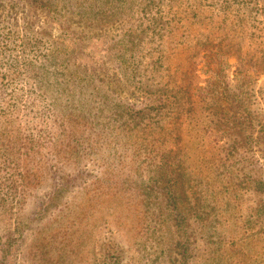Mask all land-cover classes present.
<instances>
[{
    "label": "rangeland",
    "instance_id": "obj_1",
    "mask_svg": "<svg viewBox=\"0 0 264 264\" xmlns=\"http://www.w3.org/2000/svg\"><path fill=\"white\" fill-rule=\"evenodd\" d=\"M170 1L0 0V89L14 113L10 125L0 118V199L7 191L2 184L8 171L3 167L7 162L18 164L16 156L8 159L11 142L14 152H24L33 138L47 136L48 128L56 138L55 144L41 141L43 169L38 166V175L43 178L27 188L23 206L16 209L12 196L7 197V210L0 205V264H215L214 256L204 253L206 237L186 230L183 220L171 215L162 177L155 183L159 176L155 165L136 161L140 152L125 149L129 141L123 135L112 138L122 125L111 131L114 113L145 117L156 91H176L177 77L170 79L174 71L170 74L167 69L165 55L174 12L164 5ZM181 1L185 4L181 10L190 11L193 0ZM229 5L233 14L237 10L252 15V64L246 63L241 73L237 57L211 58L219 50L214 47L227 48L235 42L229 28L213 31L218 43L209 41L200 49L213 52L208 56L202 51L193 60L200 80L187 85L195 96L186 109L195 108L197 117H185L180 133L172 127L164 150L178 167L185 163L181 173L186 189L197 192L179 202L232 203L221 220L225 226L219 238H210L221 243L218 264H264V0H204L202 7L211 16ZM150 10L163 16L160 27H146L153 22V13H145ZM198 29L202 45L206 29ZM41 33L45 35L39 37ZM159 56L164 65L156 63ZM222 60L227 64L225 84L216 89L207 81L216 79ZM196 83L210 87L208 102L198 99ZM72 102L76 114L86 117L77 124L72 154H66L63 143L69 136L63 133L68 134L74 123L58 130L50 115L55 105L63 108ZM212 111L228 112L230 118L217 132L209 130ZM242 112L251 117L243 126L238 119ZM155 121L166 125L162 118ZM131 143L136 148L146 144L139 136ZM111 162L120 168L116 191L101 166ZM134 162L140 163L137 169H132ZM223 181L233 182L230 186L237 191L215 197ZM70 205L76 213L67 219L62 210ZM138 205L148 213L129 216Z\"/></svg>",
    "mask_w": 264,
    "mask_h": 264
},
{
    "label": "trees",
    "instance_id": "obj_2",
    "mask_svg": "<svg viewBox=\"0 0 264 264\" xmlns=\"http://www.w3.org/2000/svg\"><path fill=\"white\" fill-rule=\"evenodd\" d=\"M203 3L204 0H193V7L190 8L191 12L188 9L181 10L183 6H185L184 2H182L181 0H171L168 4L164 5L165 7L169 5V10H173L174 12L171 24L172 31L169 38L170 40L168 42V49L165 50L167 52L165 55L166 60H168V64H166L168 65L167 69L169 70L170 74L172 73V71H174V73L171 74L170 79H174L175 77H177V79L173 81L176 87L174 89H176V91L169 93L156 91L154 94L155 98L152 99V102H149V105H152L151 111L145 117L140 116L139 119H132L133 116L128 112L122 115H120L119 112L114 113L112 117L113 127L111 128V131L115 129L117 124L122 125H120L119 127L121 130L118 132V136H112L111 131L110 135L112 136V138H122L121 136L123 135V137H126L129 141H126V144L123 147L130 151L140 152L137 153L138 160L136 161L143 163L148 167H152L155 165V172L159 173L158 178H155V183L159 184L161 176L162 181L165 184L163 189L165 190V194L168 197V205L171 207V215L176 218L180 217V219L184 222V228L186 230L189 231L190 229L192 233L195 230L199 231L202 236L204 235L206 237L204 238L203 242V247L206 248V251L204 253L208 254L210 252V255L214 256V263L218 264L220 259L219 250L221 247V243L219 242V240L211 241V239L215 237L219 238L218 234H220L221 228L225 226V223L221 220L226 217L225 214L229 213V208L232 206V203L229 202L227 204H224L220 201V199H214V201L212 200V202L208 204L207 202L205 203L202 201H200V203L198 204H194L191 201L179 202L182 196L190 194L191 191L192 193L197 192H193L191 187L188 188V190L186 189L183 180L185 179V175L181 173L182 166L185 163L178 167L172 160L171 153L165 151L164 149H166V144L169 142V137L171 135L169 131L172 127L177 126L176 131L179 130L180 133L182 131L180 130V128L185 117L189 119H194L197 117L195 108H191L190 110L186 109L187 105L191 103L192 98L195 96L193 95V92L190 91L189 87H187V85L189 86L192 83L191 81L194 82V80H200L199 76L196 74V64L195 62H193V60L196 57H199L202 51H206V55L208 54V56H210V53L213 52V48L201 51L200 49L203 48L209 41L212 43L214 42L213 44L218 43L212 37L213 31L226 30L227 28H229V30L233 31L235 42L233 43L234 45L228 46L227 48L226 46H223L224 48L214 47L219 48V50L216 53H213L214 55L211 56V58L216 57L219 60L221 57L230 55L237 57L240 66L242 67L245 66L246 63L252 64V15L250 12L242 13L238 12L237 10L235 11L236 14H233V8L229 5L225 6V9L222 10L223 14L221 9H219V12H217L218 14H211V16H209L210 12L202 7ZM145 13L151 14L153 12L150 10L146 11ZM153 16V22L150 23L149 26L146 25L147 28L158 24L159 22H161V24L163 23V16L159 18L156 13H153ZM158 27H160L159 24L156 28ZM198 27H203L207 30L204 31L205 37L202 40V45H200L202 38L199 34ZM41 34H39L38 36L43 37L45 35L44 33ZM8 41L10 42V40ZM163 42L164 41H162V44ZM219 44L221 45L222 43ZM197 47L198 49L195 50L194 48ZM225 50L226 53L224 54L223 52H225ZM165 51H163L161 54H163ZM160 56L157 58L156 63L164 65L163 63L166 61H164L163 58H160ZM184 57H186L185 67L183 71H180L179 64L181 60H184ZM226 66L227 64L224 60H222L219 65V71L216 72V79H209L207 81L208 84L212 85L211 87H214L216 89H221V87H224L225 81H222V79H224L225 77L224 69ZM176 71H178V75H175ZM239 72H245L244 67L240 68ZM218 81L220 85H218ZM39 84H41V81L39 82ZM195 86L198 87V99H203L204 102H208L206 100V95L209 94L210 87L206 86L202 88L198 86L197 83L195 84ZM40 87L41 90L44 89L43 86L40 85ZM39 95L40 94H37L35 98H32L31 101L33 102V105L36 103L35 101ZM45 95L48 96V92H45ZM20 97L23 98L22 96ZM74 103L75 102L67 104L63 108H57V105H55L50 115L54 126H56L58 130L65 127L67 124L74 123V126L72 127L71 131L68 132V134H66V130V133H63V136H69L67 138L68 141L63 143L66 149V154H72V149L75 148V144H73L75 142L74 136L78 132L77 124H82V119L86 117V114H83L81 112L76 114V112L73 110ZM74 108L78 110L77 107ZM190 114L192 115L190 116ZM193 115L195 116L192 117ZM13 116L14 113L11 110L9 100H7L3 96V92L0 89V118H4L3 120H5L6 124L10 125L12 123ZM208 116L211 119V123L215 124V127H212L211 124L209 130L215 132L218 131L217 127H219L221 123H225L230 120V118L227 117L228 112L223 111H212ZM146 118L149 119L148 122L146 121ZM158 118L164 119L166 125L158 126L157 121L160 120L155 121V119ZM238 119L240 125L242 126L243 124L251 121V117L245 116L243 112L239 115ZM46 128L48 127L46 126ZM174 131L175 129L173 130V132ZM6 133L9 134V127H7ZM104 136H109V134L105 133ZM134 136H139L140 138H142V140L146 142L145 146L139 145L136 148L135 144L131 143L135 138ZM156 136L163 137L157 138ZM38 137H40V139L33 138L28 144L25 145L24 152H22V150L14 152L13 142H11L10 147L12 153L8 156V159L11 160L10 156H16L17 158H15L14 160L17 161L18 164L15 167V165L7 162V164L3 167V171L7 170L8 174L6 175V177L4 176V182L2 184L3 188L7 189L6 193H4V197L0 199L2 210H7L8 207H10V205L7 204V197L9 196L13 197L15 205L14 207L16 209L20 206H23L25 201L24 195L28 193L27 188L29 186H35L36 184L41 183L43 176L38 175V166H41L43 169V163H41L42 161L40 160V151L43 149V143L41 141L45 139V141L48 140L50 143L55 144L54 140L56 138L49 128L47 136L38 135ZM2 138L3 136H0V140ZM64 141L65 140H63V142ZM106 145L116 150L115 146L112 145V143H107L105 144V146ZM142 149L144 150V153H141ZM111 155L113 154H109L110 157H112ZM144 156H146V158H144ZM159 156L161 159L156 165V158ZM64 157L66 156L64 155ZM137 163H133L134 165L132 169H137L140 166V163ZM25 165L27 166L26 170ZM101 166L105 167V173L109 181L111 182L112 191L118 190L120 188L118 183V179H120L119 166L115 164V162H111V166L106 167V163L101 164ZM128 181L132 180L128 179ZM232 183L233 182L223 181V184H221L223 186L220 190H216L214 192V196H227V194H230L231 191L233 192V194H235L237 190L230 186ZM173 186L177 188L178 193L175 192ZM155 187L156 186H153L151 189L154 190ZM151 196L152 192L151 194L148 193V196H146V198ZM143 200L146 201L145 198H143ZM133 207H136L137 210L133 209L129 211V216L141 218L142 215H146L148 213V210L143 211L139 209V205ZM147 209L149 208L147 207ZM209 209L211 211V215H208ZM62 212L64 213V217H67V219H69L75 215L76 210L72 205H70L69 208L62 210ZM229 218L232 219L233 216H230ZM216 224L220 225L219 230L216 229ZM253 230L254 226L252 225V231ZM191 237L192 236L190 234V240L187 239V243L189 245L192 244ZM194 259L196 258L194 257L192 261H194Z\"/></svg>",
    "mask_w": 264,
    "mask_h": 264
}]
</instances>
